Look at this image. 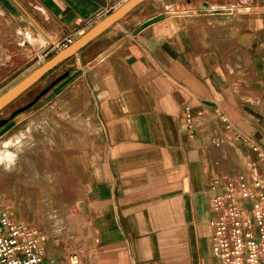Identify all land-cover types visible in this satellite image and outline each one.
Here are the masks:
<instances>
[{
	"label": "crops",
	"instance_id": "obj_1",
	"mask_svg": "<svg viewBox=\"0 0 264 264\" xmlns=\"http://www.w3.org/2000/svg\"><path fill=\"white\" fill-rule=\"evenodd\" d=\"M125 1L0 0V66L15 57L17 71L39 53L52 57V43L74 41ZM206 2L144 0L65 59L73 68L61 80L72 78L66 86L83 107L62 119L82 136L61 151L69 175L61 195L78 203L81 229L70 224L45 248L37 203L58 193L34 177L31 203L18 201V221L44 236L46 262L215 264L211 198L240 180L251 188L255 177L264 189L251 146L264 156V0ZM29 67L26 75L38 66ZM43 96L18 125L28 120L30 132L53 139L61 119L49 111L73 104H39Z\"/></svg>",
	"mask_w": 264,
	"mask_h": 264
},
{
	"label": "rangeland",
	"instance_id": "obj_2",
	"mask_svg": "<svg viewBox=\"0 0 264 264\" xmlns=\"http://www.w3.org/2000/svg\"><path fill=\"white\" fill-rule=\"evenodd\" d=\"M193 1L198 4L201 1L204 2L211 1L218 4H223L227 0H193ZM180 5L186 6V0H180ZM220 10L230 11L229 9H223V8H221ZM51 48L52 47H50L49 50ZM52 51L54 53L56 52L54 48H52ZM49 57L50 56H44V54L39 53L37 57L31 59L29 63L23 65V67H21L19 70L17 68V71H14L15 68L18 66V59L17 58L15 59V57L11 58L9 63H7V66L4 65L0 66V94L6 91L15 83H17L24 76H26L27 72L31 70L30 67L29 69L28 68L25 69L26 67L32 65L33 67L39 66ZM72 63L73 60L69 59L58 64L54 69L46 73V75L41 77L40 80L34 83L24 93H22L20 96L15 98L12 102H10L0 111V117L8 118V121L4 125L0 126V154H1L0 169H4L6 167L10 168L17 178V180H15V182L13 183H7V182L3 183L0 177V182H2L3 183L2 185L5 186L2 189H0V202L6 204L7 206L13 209L14 218L16 220H18V201L22 198L26 204L31 203L30 199L32 196H31L30 188H32V186L30 184H27L28 182L31 181L30 179L35 177V178L43 179L44 181L46 180L51 182L46 174L42 175L39 172L38 165L39 163H41V165H44L46 166V168L50 169L53 158L52 157L53 152L56 150L58 146L61 147L62 144L59 141V131L57 129L58 125L56 124V122L52 123L53 131L55 133V137H53V139L48 138L49 133L42 132V130H40L39 132H30L31 123L30 122L27 123L28 120L26 122H23L21 127L20 125H18V120L21 117H24L25 115H30L38 107L37 104L31 106L30 108L24 110L23 112L17 114L12 118H11V114L19 107L31 101L41 90H43L46 86H48L55 78L60 76L65 71L69 72L70 70H72L73 68ZM23 70H27L25 71L26 73H21L23 72ZM71 79L72 78L66 79L63 82H62L63 79L60 80L59 82H61V84L59 85V87L54 91H50L49 93L44 94L43 99L39 102V104L44 103V101L49 99L63 97L62 101H67L68 99L69 102H72L73 104V106L70 107V109L61 108L60 111H64L65 115H69L74 111H78L80 108H82L83 102L81 104L79 100L81 95L78 94L77 100L75 99L72 100L70 97L74 90L71 92L70 86H66V83ZM73 128L82 131L78 123L74 125ZM21 130L22 133H20ZM33 136L36 138L35 139L32 138ZM39 136L41 138H39ZM33 140L36 141L34 142ZM32 144L33 146L30 147ZM73 147L75 146L67 145L66 147L67 149L65 151H68L70 148ZM62 155L63 154H61V156ZM32 159L34 162H32ZM61 160L63 159L61 158ZM62 162L63 164H60L58 171L63 176L62 182L65 183L68 182L69 175L68 172L65 170L64 161ZM50 172L54 173L53 169H51ZM51 187L56 191V193H58L59 188L56 184L54 185L52 184ZM37 188H39L41 191L44 192L49 191L51 193V188L48 186L40 185V187ZM66 188L67 187L65 186V189ZM71 188L74 189L75 194H77L78 187L71 186ZM61 194L60 193L56 194L55 197L56 200H52L54 199L53 196L47 199L45 198L44 200H40L39 203H37L41 205V208H43V212L38 217L40 218V222L37 223L36 225L39 226V228H41V230L44 231L43 234L45 235L47 234V236H45L44 241L42 242V245L45 248L50 247L52 241L61 242L63 238V233L64 232L67 233L69 231L70 224L72 231H79L81 229L80 228L81 224L78 225L79 227L78 229L75 227L73 228L71 219L69 218L70 213H74V212L78 213V208H77L78 203L76 201H67L68 196L67 195L63 196Z\"/></svg>",
	"mask_w": 264,
	"mask_h": 264
},
{
	"label": "built area",
	"instance_id": "obj_3",
	"mask_svg": "<svg viewBox=\"0 0 264 264\" xmlns=\"http://www.w3.org/2000/svg\"><path fill=\"white\" fill-rule=\"evenodd\" d=\"M72 42L73 36L67 35L51 47L57 51ZM185 114L186 129L192 133L194 125L188 108ZM251 146L264 166L263 153L257 145ZM211 205L216 214L212 221L215 264H264V189L261 180L255 177L251 188L244 180L236 187L232 183L226 184L222 193L211 198ZM43 238L36 228L16 220L13 209L0 202V264H56L53 259L45 261Z\"/></svg>",
	"mask_w": 264,
	"mask_h": 264
},
{
	"label": "water",
	"instance_id": "obj_4",
	"mask_svg": "<svg viewBox=\"0 0 264 264\" xmlns=\"http://www.w3.org/2000/svg\"><path fill=\"white\" fill-rule=\"evenodd\" d=\"M144 0H127L122 5H120L115 10L111 11L108 15L102 18L94 26L88 29L85 33L75 39L67 47L58 50L52 57L44 61L31 73L26 75L24 78L19 80L17 83L12 85L6 91L0 94V110L12 102L15 98L24 93L29 87H31L36 81H38L44 74L53 69L56 65L61 63L63 60L71 57L75 53L79 52L86 44L91 40L105 31L108 27L116 23L121 19L125 14L132 10L135 6L141 3ZM203 5L208 6L207 2H204ZM68 72H64L56 79H54L48 86L41 90L31 101L25 105L19 107L11 114V118L16 116L18 113L30 108L34 105L53 85L60 81ZM8 121V118L0 119V126L4 125Z\"/></svg>",
	"mask_w": 264,
	"mask_h": 264
},
{
	"label": "bare ground",
	"instance_id": "obj_5",
	"mask_svg": "<svg viewBox=\"0 0 264 264\" xmlns=\"http://www.w3.org/2000/svg\"><path fill=\"white\" fill-rule=\"evenodd\" d=\"M31 40V38H30ZM56 43V42H55ZM54 43V44H55ZM53 44V45H54ZM77 96H78V91L77 90H74L71 94V99H75L77 100ZM66 102H69V100L67 99ZM82 104V102H81ZM77 108V107H76ZM75 108V109H76ZM61 110V107H56V110L55 112L54 111H49L48 115L49 117L51 116L52 119L53 118H56V119H61V122H56V124L58 125L57 126V129L59 131V141L60 143L62 144V146H58L56 148V150L53 152V158H52V162H51V166H50V169L49 168H46V166L44 165H41V163H39L38 165V170L39 172L43 175V174H46L48 179L51 181V183L54 185L56 184L58 186V193H62L63 191L65 192L66 189H65V186H64V182H62V179H63V176L61 173H59V166L60 164H63V160H61V158L63 156H61L63 150H66L67 148V145H72V146H75L76 145V142H77V138L80 136H82V132L80 130H77L75 128H73L71 125L67 124L66 122H64L63 118L65 116V113L64 111H60ZM63 119V120H62ZM67 120V119H66ZM56 121V120H54ZM53 122V121H52ZM61 126H64L65 127V132L63 133L62 131V128ZM61 133V134H60ZM79 140V139H78ZM81 141V140H80ZM82 149V148H81ZM6 150V149H5ZM1 155V154H0ZM4 155V154H3ZM10 155V154H9ZM12 156V155H11ZM10 156V157H11ZM9 157V156H8ZM6 158V157H5ZM4 158V159H5ZM63 159V158H62ZM7 160V159H6ZM9 160V159H8ZM11 160V159H10ZM34 160H35V157H34ZM3 162V160H2ZM32 162L33 159H32ZM9 163V162H8ZM62 166V165H61ZM53 169L54 173H51L50 170ZM0 177H1V180L3 183L7 182V183H13L15 182V180H17L15 174L13 173V171L10 169V168H4V169H0ZM0 182V189H2L3 187H5L4 185H2L3 183ZM2 185V187H1ZM55 187V186H53ZM24 188V187H23ZM24 190V189H23ZM22 190V191H23ZM69 218L71 219V222H72V227L74 228H79L78 225L82 224L81 223V217L79 216L78 213L74 212V213H70L69 214ZM81 228V227H80ZM73 258H75V256H73Z\"/></svg>",
	"mask_w": 264,
	"mask_h": 264
},
{
	"label": "flooded vegetation",
	"instance_id": "obj_6",
	"mask_svg": "<svg viewBox=\"0 0 264 264\" xmlns=\"http://www.w3.org/2000/svg\"><path fill=\"white\" fill-rule=\"evenodd\" d=\"M1 111V110H0ZM0 119H3V117H0Z\"/></svg>",
	"mask_w": 264,
	"mask_h": 264
}]
</instances>
